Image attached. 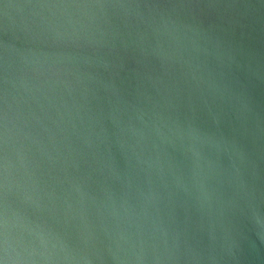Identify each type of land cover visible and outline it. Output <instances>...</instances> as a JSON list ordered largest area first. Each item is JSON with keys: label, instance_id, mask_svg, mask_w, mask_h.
<instances>
[{"label": "water", "instance_id": "water-1", "mask_svg": "<svg viewBox=\"0 0 264 264\" xmlns=\"http://www.w3.org/2000/svg\"><path fill=\"white\" fill-rule=\"evenodd\" d=\"M0 264H264V0H0Z\"/></svg>", "mask_w": 264, "mask_h": 264}]
</instances>
